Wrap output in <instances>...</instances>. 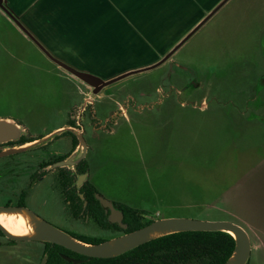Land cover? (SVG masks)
Segmentation results:
<instances>
[{
	"label": "rangeland",
	"instance_id": "374dc122",
	"mask_svg": "<svg viewBox=\"0 0 264 264\" xmlns=\"http://www.w3.org/2000/svg\"><path fill=\"white\" fill-rule=\"evenodd\" d=\"M141 1L129 16L130 24H145L135 29L143 58L122 61L127 65L104 76L91 74L109 79L153 64L222 0ZM91 94L17 24L0 17V120L12 118L24 135L40 140L75 124L72 113ZM101 103L113 111L126 106L128 118L116 115L105 124L99 113L95 122L106 130L85 126L84 158L100 195L147 217L235 221L251 237L249 264H264V0H229L162 65L108 85ZM72 136L75 131L59 133L47 145L0 157V168L14 165L0 172V205L15 203L29 183L24 175L39 160L69 154ZM16 161L31 166L16 167ZM49 183H33L26 200L31 210L71 234L109 236L72 219ZM43 249L45 242H12L0 234V264H41Z\"/></svg>",
	"mask_w": 264,
	"mask_h": 264
},
{
	"label": "water",
	"instance_id": "95a60500",
	"mask_svg": "<svg viewBox=\"0 0 264 264\" xmlns=\"http://www.w3.org/2000/svg\"><path fill=\"white\" fill-rule=\"evenodd\" d=\"M229 0H222L211 10L198 24H196L165 56L153 64L146 65L140 68L131 69L116 75L113 78L104 79L102 77L91 74L88 71L78 69L69 63L59 59L52 54L21 22L16 14H14L5 4L6 0H0V8L18 25V27L59 67L63 68L73 77L86 83L89 87H94V93H98L102 88L119 81L132 74L147 71L162 65L191 37L193 36L214 14L223 7ZM75 131L79 144L70 155L63 160L58 161L54 165L73 167L80 162L87 154L88 146L84 140V131H78L72 126H64L61 129L55 130L37 141L0 150V157L18 152H23L44 144H47L55 135L66 131ZM24 133V127L16 124L14 121L0 120V142L17 139ZM103 206L111 208L113 215L116 216L117 211L114 209L112 202L102 195H97ZM0 213H16L24 216L28 220L31 227V232L28 234L17 235L9 232L1 223L0 230L9 239L15 241H40L50 242L61 245L74 252L97 258H110L121 255L130 251L146 242L156 238L183 231H225L230 233L235 239V249L231 256L224 264H247L252 251L251 237L248 231L239 223L232 220H203L187 217H167L155 220L141 228L125 233L123 235L108 239L100 243H88L80 240L71 233H68L35 213L26 206L0 205ZM121 215V214H120ZM69 261L74 263L79 260L72 259L64 255ZM47 256L41 260V264H46Z\"/></svg>",
	"mask_w": 264,
	"mask_h": 264
},
{
	"label": "crops",
	"instance_id": "0c3cea01",
	"mask_svg": "<svg viewBox=\"0 0 264 264\" xmlns=\"http://www.w3.org/2000/svg\"><path fill=\"white\" fill-rule=\"evenodd\" d=\"M137 2L139 0H6L5 4L59 59L104 76L112 67L127 65L122 61L132 57L130 61L136 63L143 58L144 41L135 29L145 24H130L129 16L135 13ZM0 17L16 24L1 8ZM146 28L155 27L146 24ZM135 68L140 67L132 69ZM9 120L23 126L12 118ZM64 126L70 124L53 130Z\"/></svg>",
	"mask_w": 264,
	"mask_h": 264
},
{
	"label": "flooded vegetation",
	"instance_id": "af4514ba",
	"mask_svg": "<svg viewBox=\"0 0 264 264\" xmlns=\"http://www.w3.org/2000/svg\"><path fill=\"white\" fill-rule=\"evenodd\" d=\"M169 60V59H168ZM175 66L176 63L174 64ZM180 67V66H178ZM182 69V67H180ZM171 72H175L174 67H171ZM185 70V69H183ZM121 74V73H120ZM172 75L169 74V77ZM195 82L194 80H191L190 82H186L185 88L187 89L188 87L194 86ZM89 92H92V94L89 97V100L83 103L85 105L81 109H78L77 107L75 108L74 114L72 113L71 117L72 120L75 121V124H70V126L74 127L78 131H84V135L87 133V129H85L86 124L93 126L94 128H100L106 130V123H110L112 118L115 117L116 115H122L126 117V113L123 115V112L125 109H127L126 106L118 108L119 111H113L108 105H104L105 103H101V100L105 96L106 93V87L102 88L98 93H94V87H89ZM91 106V111L88 112V114L91 116L86 119L85 113H86V108ZM122 110V111H121ZM111 111V112H110ZM126 112V111H125ZM101 114L100 116H103L105 119V124L100 125L101 123L95 122L99 118L98 114ZM128 118V116H127ZM99 120V119H98ZM88 121V122H86ZM93 129V128H92ZM70 132V131H69ZM72 133V132H71ZM65 134V133H63ZM77 136V135H76ZM23 137H26L27 140L25 143H22L21 139ZM38 138H33L30 136L24 135L22 133L17 139H12V140H7V141H2L0 142V150H5L9 148H15L16 146H22L24 144H28L30 142H33L37 140ZM78 139V138H77ZM79 141V140H78ZM72 150L69 154H65L63 156H60L56 159H53V156L50 158L51 160L48 161L45 159L39 160L36 165H34L35 168H33L32 172L30 175H24V177L29 178V183L27 187L23 188L19 195H17V200L15 203H12V201L9 200V202L3 204V205H12V206H27L26 200L28 199L30 195V188L32 187L33 183L35 181L43 180L44 178H47L50 181V187L52 189L57 190L59 195L61 196L64 205L66 209L70 211V216L72 219L75 221H82L83 224L89 223L90 225L93 224V226H96L97 228L101 229L102 231H105L109 234V236L102 237L98 236L103 239V241H106L108 239L123 235L125 233L131 232L133 230H136L138 228H141L155 220L164 218V217H147L145 216L140 210L137 211V213H131L129 212L126 207L130 206L127 204H123L120 202H112V205L114 209L117 211L116 216L113 215V211L111 208L106 209L101 201L98 199L97 195L99 194L98 188L95 186V184L90 180V166L86 158L82 159L80 162L85 161L86 162V169L81 170V167L79 166L78 162L75 166L72 168L69 166H59V165H54L58 161L63 160L66 158L68 155H70L76 148L74 146V138L72 136ZM47 145V144H45ZM24 152V151H23ZM21 153V152H18ZM16 154V153H14ZM12 155V154H10ZM7 156V155H5ZM4 157V156H2ZM16 167H25L26 169L29 168L31 165H27L26 163H22V161H16ZM48 166H53V171L46 172V168ZM14 168V165L10 164V162L4 163L2 168H0V172L5 171V169L12 170ZM21 170H24V168H20ZM55 169V171H54ZM23 176V175H20ZM90 193H93L95 197L99 200L101 204V208L99 206H94L93 209H88L87 206L89 205V201L86 200L82 207L80 208L79 203L81 199L85 200L86 196H89ZM109 200V199H108ZM110 201V200H109ZM92 207V206H91ZM132 207V206H130ZM29 208V207H28ZM95 213L99 217H103L104 214H106L107 220L111 223V225L106 226L103 225L102 223H99L94 216ZM121 214V215H120ZM103 215V216H102ZM82 219V220H79ZM81 222V223H82ZM80 234V233H76ZM5 236L4 234H2ZM6 237V236H5ZM9 239V238H8ZM11 240V239H10ZM12 242H20V241H15L11 240ZM68 249V248H67ZM153 251L150 252V256H147L145 253L142 252H133L131 254H127L123 256L125 252L122 255V257H119L121 255H118L116 257H110V258H101L102 260H96V259H91L90 256H86L77 252L72 251V253L65 254L64 252H59L62 258H64V255L75 259L79 260V262L74 263L73 261H69L66 258H64L67 262L71 264H190L188 260L183 262L176 261L175 257L172 256L169 253L170 252L168 249L163 248H157L153 247ZM180 248H175L177 251ZM44 250V249H43ZM70 250V249H69ZM47 256V254L45 255ZM97 258V257H93ZM152 258L155 260L152 261ZM159 259V260H158ZM158 260V261H157Z\"/></svg>",
	"mask_w": 264,
	"mask_h": 264
},
{
	"label": "trees",
	"instance_id": "16d2710c",
	"mask_svg": "<svg viewBox=\"0 0 264 264\" xmlns=\"http://www.w3.org/2000/svg\"><path fill=\"white\" fill-rule=\"evenodd\" d=\"M64 133H70L66 131ZM74 137V146H76L79 141L76 136ZM22 143H25L27 140L26 137L21 139ZM81 170L86 169V162L82 161L79 163ZM88 200L89 205L88 209H93L94 206H99L101 208V204L99 200L95 197L93 193H90L89 196L85 197V200L81 199L79 206L82 207L83 203ZM92 206V207H91ZM102 209V208H101ZM126 209L131 213H137V209L127 206ZM99 223L103 225L109 226L111 223L107 220L106 214L101 218L95 213H93ZM0 234H3L0 230ZM74 236L88 243H100L103 242V239L98 236H89L84 234H75ZM153 247L168 249L172 256L175 257L176 261L185 263L186 260L190 262V264H224L227 259L231 256L235 249V239L234 237L225 231H183L168 234L149 242H146L129 252L125 253L123 256L127 254H131L133 252H142L147 256H150V252L153 251ZM175 248H180L177 251ZM64 252L65 254L72 253L71 250L50 242H45V249L42 255L47 254L46 264H71L67 262L59 252ZM119 257H122L119 256ZM41 258V259H42ZM117 258V257H116ZM96 260H102L101 258H93ZM155 259L152 258V261ZM159 260V259H158ZM157 260V261H158ZM248 261L247 264H249Z\"/></svg>",
	"mask_w": 264,
	"mask_h": 264
},
{
	"label": "bare ground",
	"instance_id": "6f19581e",
	"mask_svg": "<svg viewBox=\"0 0 264 264\" xmlns=\"http://www.w3.org/2000/svg\"><path fill=\"white\" fill-rule=\"evenodd\" d=\"M0 223L11 233L22 235L31 232L28 220L16 213H0Z\"/></svg>",
	"mask_w": 264,
	"mask_h": 264
}]
</instances>
